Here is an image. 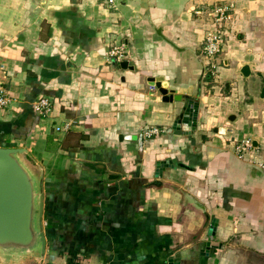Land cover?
<instances>
[{"label": "crops", "instance_id": "obj_1", "mask_svg": "<svg viewBox=\"0 0 264 264\" xmlns=\"http://www.w3.org/2000/svg\"><path fill=\"white\" fill-rule=\"evenodd\" d=\"M227 3L211 69L196 10ZM118 43L127 67L108 59ZM0 87V147L44 175L42 264H264V0H0ZM177 95L200 103L196 130L172 129Z\"/></svg>", "mask_w": 264, "mask_h": 264}, {"label": "water", "instance_id": "obj_2", "mask_svg": "<svg viewBox=\"0 0 264 264\" xmlns=\"http://www.w3.org/2000/svg\"><path fill=\"white\" fill-rule=\"evenodd\" d=\"M161 36V28L156 29ZM164 39L169 41L166 37ZM122 67L129 65L128 60L118 61ZM163 94H168V87H161ZM173 93V92H172ZM170 96V95H169ZM166 96L165 99L169 100ZM181 100L182 106L177 115L172 129L196 130L198 126L199 102L189 97L175 96ZM234 118V117H232ZM215 132L224 133V127L215 128ZM143 135L139 139L142 143ZM254 144H257L254 141ZM28 150L24 147H0V257L17 264L24 259L35 260L42 264L46 252V235L44 231L43 215L45 208V193L43 172L41 175L29 166L23 159ZM171 163V160L157 162V174L159 175ZM195 206L206 210L198 200L191 197ZM218 219L213 218L209 234L215 235ZM208 243V250L210 249ZM169 264H179L173 259Z\"/></svg>", "mask_w": 264, "mask_h": 264}, {"label": "built area", "instance_id": "obj_3", "mask_svg": "<svg viewBox=\"0 0 264 264\" xmlns=\"http://www.w3.org/2000/svg\"><path fill=\"white\" fill-rule=\"evenodd\" d=\"M109 3H113L114 0H108ZM236 10L234 3L217 4L213 8H208L206 13L210 15L211 27L207 28L204 39V58L210 63L212 67H216L213 60H215L219 54L224 50L227 41L229 40V31L233 23V15ZM205 10L203 8L197 9L196 14L202 15ZM128 56V47L124 43L114 44L108 50V59L122 61L126 60ZM55 100V99H54ZM54 100L50 97H41L34 104V109L40 115V118H45L52 111ZM12 97L3 88L0 87V109L10 107ZM72 126L71 122H67L64 128L69 129ZM62 127H56V130L60 131ZM158 129H153L150 132H146L148 136L153 133H157ZM255 146L252 138L247 137L240 139L236 142L235 152L240 157H245L250 151H254ZM46 264V263H43Z\"/></svg>", "mask_w": 264, "mask_h": 264}, {"label": "rangeland", "instance_id": "obj_4", "mask_svg": "<svg viewBox=\"0 0 264 264\" xmlns=\"http://www.w3.org/2000/svg\"><path fill=\"white\" fill-rule=\"evenodd\" d=\"M203 9L205 10L204 14L206 15V14H207V13H206V10H207L208 8H206V9H205V8H203ZM207 15H208V14H207ZM208 16H209V17H208V20H207V22H212V21H211V19H210V15H208ZM218 57H219V56H218ZM210 68H211V69H215V68H214V67H212V66H210ZM208 69H209V68H208Z\"/></svg>", "mask_w": 264, "mask_h": 264}]
</instances>
